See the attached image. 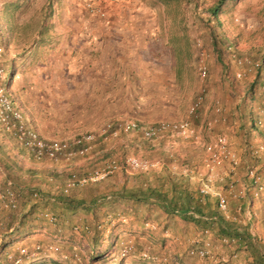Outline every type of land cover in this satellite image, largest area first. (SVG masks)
Segmentation results:
<instances>
[{"label": "rangeland", "instance_id": "1", "mask_svg": "<svg viewBox=\"0 0 264 264\" xmlns=\"http://www.w3.org/2000/svg\"><path fill=\"white\" fill-rule=\"evenodd\" d=\"M129 1L0 0L5 82L29 122L49 138L97 135L86 155L40 161L0 125V190L12 186L20 200L17 209L0 206V264H14L22 246L38 244L42 253L22 264H257L245 245L222 241L215 224L204 227L112 191L134 183L127 176L135 172L123 166L128 156L158 161L151 175L167 168L199 190L209 183L205 210H218L215 193L226 194L229 210L220 212L237 215L264 245V192L255 194L249 174L264 175V0H229L219 22L209 14L218 0ZM201 64L209 70L205 79ZM203 88L204 102L192 113ZM183 119L192 121L194 136L172 130L153 139L124 130L101 136L109 123ZM219 136L238 166L224 158L211 169L207 145ZM113 159L122 168L63 192L71 172ZM232 182L247 187L244 197L234 195ZM33 189L42 199L31 197ZM60 195L98 202L67 210ZM46 211L58 220L49 221ZM207 242L209 256L192 254ZM127 244L133 249L123 255Z\"/></svg>", "mask_w": 264, "mask_h": 264}, {"label": "built area", "instance_id": "2", "mask_svg": "<svg viewBox=\"0 0 264 264\" xmlns=\"http://www.w3.org/2000/svg\"><path fill=\"white\" fill-rule=\"evenodd\" d=\"M102 15H105V12H101ZM232 47H230L231 49ZM6 46L0 39V125L6 130L10 135H12L20 144L26 147L37 160L45 159H60L66 158L70 159L74 155H86L94 145V142L97 138L95 133L89 132L83 134L79 137H76L73 142L68 140H62L58 138H49L44 135L32 125L23 108L17 103L14 99V96L10 90V87L5 82L7 79L6 68L3 65L5 60ZM239 63L245 64L251 62L248 58L238 59ZM258 65V63H256ZM200 76L202 79H205L209 75L208 67L205 64L200 65ZM243 72L238 73L239 77H242ZM205 91L203 88L200 95L198 96L196 102L191 108V112L195 113L203 104L205 99ZM221 107H217V111H220ZM262 111L264 112V102L262 105ZM209 125H212V121L209 122ZM137 131L141 132L144 137L148 139H153L158 137L161 133L172 130L184 137H192L196 134V129L189 119H183L175 121L172 123L162 122L158 125L145 126L141 125L136 121L121 122L118 124L109 123L107 127L102 131L101 136H104V139L109 138L110 136L117 137L121 131ZM207 150L210 154V163L211 169H214L216 165L222 163L224 158H229L234 167L238 166L239 158L235 151H233L227 142L226 137L219 136L216 142L209 143L207 145ZM130 172L135 173H147L151 171H156L159 169L160 165L158 161L140 158L138 156H128L123 164ZM122 168V164L117 159L111 160L104 167L95 169L88 173H78L73 171L70 173L66 185L64 187V193L68 194L72 189L84 186L88 183L97 182L106 178L108 175L116 172L118 169ZM250 176L252 183L257 187L255 194L259 195L261 192H264V175L261 176L255 170H250ZM230 189L237 197H244L246 195L247 187H240L232 182L230 184ZM200 193L204 196H208L212 193V188L209 183L204 182L200 187ZM215 195L218 199V209L223 212L229 210V197L222 193L216 192ZM264 196V195H263ZM31 197L36 200L42 199V194L39 190L33 189L31 191ZM19 193L12 187L8 186L0 190V206L8 209H17L19 207ZM192 213H194L192 211ZM44 216L51 222H56L58 220L57 216L49 211L44 213ZM196 216H199L196 214ZM227 219L240 220L237 215H226ZM125 220H127L125 218ZM150 225L149 223H147ZM76 229L79 227L76 226ZM222 241L229 244H240L238 237L221 235ZM210 243L207 242L205 246L197 247L193 249L192 254H197L200 257L209 256L211 250L209 248ZM44 248L42 245H35L32 249H29L27 246H22L20 248L19 256L15 258L14 264H22L27 260L36 258L42 253ZM57 249L56 245L48 246V250L53 252ZM133 249V245L127 244L124 247L123 255H127ZM144 255L149 256L148 252H144ZM64 257H67L65 255Z\"/></svg>", "mask_w": 264, "mask_h": 264}, {"label": "trees", "instance_id": "3", "mask_svg": "<svg viewBox=\"0 0 264 264\" xmlns=\"http://www.w3.org/2000/svg\"><path fill=\"white\" fill-rule=\"evenodd\" d=\"M227 1L229 0H218L209 9V14L218 22ZM214 43H217L215 39ZM215 47L217 46L215 45ZM152 172L155 171L134 173L132 177L127 176V180L131 178L134 183L130 185L126 181L122 186L112 191L113 196L124 201L158 206L167 214L178 215L204 227L215 224L220 235L238 237L240 243L244 244L253 254L255 262L264 264V245L258 243L248 229H240L234 224L235 222L227 219L219 209L213 210L210 207L209 210H205L204 204L209 205L208 196L202 195L189 177L174 174L167 168L154 175H151ZM58 198V201L67 210H75L85 205L90 209L98 202L97 198L92 199L91 202L72 196L60 195Z\"/></svg>", "mask_w": 264, "mask_h": 264}, {"label": "crops", "instance_id": "4", "mask_svg": "<svg viewBox=\"0 0 264 264\" xmlns=\"http://www.w3.org/2000/svg\"><path fill=\"white\" fill-rule=\"evenodd\" d=\"M130 2H131V0L129 1V3H130ZM133 3H135V2H133ZM131 24H133V22H132ZM216 199H217V197H216ZM217 201H218V199H217ZM217 206H218V204H217ZM229 220L235 222L234 224H236V226L240 227V229H248V230L250 231L251 236H253V237L255 238V233H254V231H252L251 227H249V226H244V225H241V226H240V223H241L240 220H238V221L233 220V219H229ZM243 245H244V244H241V243H240V244H239V247H244ZM241 252H244V251H241Z\"/></svg>", "mask_w": 264, "mask_h": 264}]
</instances>
